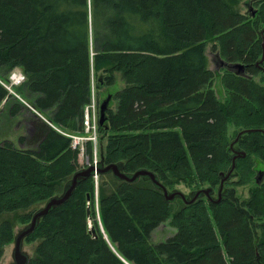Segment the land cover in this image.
Segmentation results:
<instances>
[{
  "label": "trees",
  "instance_id": "16d2710c",
  "mask_svg": "<svg viewBox=\"0 0 264 264\" xmlns=\"http://www.w3.org/2000/svg\"><path fill=\"white\" fill-rule=\"evenodd\" d=\"M243 1L0 0V78L9 83L21 69L27 81L13 91L44 117L0 81V115L7 125L23 119L24 130L17 143L1 137L0 215L43 204L82 169L79 149L48 121L83 133L92 89L100 104V89L116 86V74L126 87L107 96L112 101L99 127L105 165L151 170L171 191L218 189L220 174L232 166L230 126L236 138L242 130L264 129V72L257 67L264 0L255 1V17L240 12ZM211 43L225 62L245 65L240 75L221 70L223 99L210 68ZM235 146L247 156L237 160L231 185L255 183L250 198L240 200L253 221L230 199L178 200L174 211L178 202L169 203L150 181L129 184L113 175L112 190L103 180L109 175L100 176L97 216L89 177L26 239L38 243L29 264H264V179L256 182L264 133ZM86 148L92 157V144ZM32 215L17 222L28 224ZM163 224L176 233L153 244ZM14 228L11 220L0 225V262Z\"/></svg>",
  "mask_w": 264,
  "mask_h": 264
},
{
  "label": "water",
  "instance_id": "95a60500",
  "mask_svg": "<svg viewBox=\"0 0 264 264\" xmlns=\"http://www.w3.org/2000/svg\"><path fill=\"white\" fill-rule=\"evenodd\" d=\"M256 11L253 12L252 16H256ZM262 34H264V29L262 30ZM264 63V44H263V56L261 60L257 63V67H259L263 72L264 68L260 65ZM222 65L224 68L228 70H234L237 74H243L245 70L244 64H229L222 60ZM112 101V96H109L107 99H105L101 105H100V120L99 124L101 127L105 125L106 122V112L110 107V103ZM264 133V129H246L242 130L237 138L231 143V149L233 151V157H232V166L228 170V172H223L220 174L221 182L218 190H216L213 187L208 188H202L195 192H192L190 195L185 194L181 190H169L160 180L159 176L154 173L151 170L148 169H140L137 170L134 173H126L124 172V163H116V164H110L105 165L104 163V148L102 147V155H101V162L95 166L92 165L88 168L81 169L77 171L75 174L72 175V177L65 183L63 192L61 194L55 195L48 199L44 206L38 209L31 217V221L25 225L24 228H22L19 233L15 236L13 244L14 249L12 252V258L13 262L11 264H29L31 260V256L28 252L24 250V246L26 243V239L32 235L35 230L40 225L42 219H44L48 214H50L53 210L56 208L66 204L72 195L74 194L75 190L79 187L81 182L88 179L89 177H99V176H106V175H113L118 181L126 182L129 184H136L140 180H146L150 181L153 186L162 191L165 199L169 203H177L178 200H182L186 205H192L199 199H208L211 202L219 203L220 199L222 198L224 194L225 184L228 181H232L234 177V172L237 167V160L240 158H246L247 153L244 150H237L235 149V145L238 144L241 140L246 139V136L251 133ZM264 179V171H258L256 176V182L259 184L260 181ZM231 191H228L226 197L224 199H230L232 200L238 208H240L242 211L244 209L241 208V201L236 196V188L231 189ZM215 193H217L218 199L212 200L214 198ZM223 199V200H224ZM88 200H90V197H88ZM250 218L251 221H253V217H251L246 210L244 211ZM88 215H91V210L88 209ZM94 233V232H93ZM95 234V233H94Z\"/></svg>",
  "mask_w": 264,
  "mask_h": 264
},
{
  "label": "rangeland",
  "instance_id": "374dc122",
  "mask_svg": "<svg viewBox=\"0 0 264 264\" xmlns=\"http://www.w3.org/2000/svg\"><path fill=\"white\" fill-rule=\"evenodd\" d=\"M255 1L256 0L243 1L237 7H238V9L240 10V12L242 14H245V15H248L250 17H253L252 16L253 12H255V11L257 12L258 11V6L255 4L256 3ZM213 47H214V43L209 44L208 45V49H207V53H208V56H209V59H210V68L214 72H216V74H218L217 77H216V81H215L216 92H217L218 96L223 99L224 98V92H223L224 89L222 87V84L220 83V76H221V73H222L221 70H223L224 67H222V59H221V57L219 55V52L214 50ZM17 70L18 69L14 70L10 74V77H9L10 82L9 83H6V82L3 83L4 81L0 78V81L2 82V84L3 85L4 84L7 85L9 88L12 87L11 88L12 90H14V87H20L22 85H25V83L27 81V79H26V81L24 80L20 85L19 84H17V85L16 84L15 85L12 84L11 78L15 74L14 72H16ZM116 79H117L116 86H114L112 88H102V89H100L99 94H100L101 103L107 98L108 95L115 94L119 90H121L124 87H126V84L123 82L122 77H121L120 74H116ZM259 80H260V78H257V81H259ZM12 85H14V86H12ZM94 91L96 92L95 88L92 89V93H94ZM9 92L12 93L15 96L18 95V93H16L17 94L16 95V94H14L15 92L13 93L10 90H9ZM18 99L23 104H24V101L25 102L27 101L24 96L22 97L20 95H18ZM112 107L116 108V103L115 102H114ZM22 120L23 119H15L14 121H11V123L9 125H7L6 124V123H8L7 119L4 118L2 115H0V141H1V137L8 136L9 139H12V140H14L17 143V139H18L17 137L24 133V130L22 129V126H21L22 125L21 124ZM48 123L50 125H52L61 134H63L64 136L70 138L65 133L72 134V132L65 131L63 129L57 128L50 121H48ZM230 128H231V130H230L231 142H233L235 140V138H236L235 137L236 135H234L235 131L233 129V126H230ZM100 137H101V134H100ZM235 148L238 149V146H235ZM87 157H88L87 155L85 156V158L80 156V160H81L80 162H81V166L82 167L85 166ZM259 171H264V163L263 162L260 164ZM103 178H104L103 179L104 181L108 182V184H109L108 188L110 189L113 177L111 175H109V176L103 177ZM100 180H101L100 178L98 179V181L95 180L96 200H97V202L95 203V208H96L97 216H98V213H99V205H100V203L98 201V188H99V185H100ZM236 180L237 179L234 178L233 181H231L229 183L226 182V183L231 188H233V187L236 188V190H237L236 191V196L241 201L248 200L250 198L251 189H253L255 187V183H253L251 185H248V186H245V187L232 186L231 185L232 182H234ZM97 183H98V185H97ZM205 187H207V186H205ZM201 188H203V187H201ZM62 189H64V185H63ZM175 189L181 190L185 194L190 195L192 192H195V190H197L199 188L192 189V188L186 187L185 185H178ZM110 190H112V189H110ZM61 191L63 192V190H61ZM62 192H60L59 194H61ZM205 200L207 201V199H205ZM181 203L182 202L179 201L176 204V206H174V211H176L181 206ZM44 204H45V202L43 204L36 205V206L30 208V210H27V211H19V212H15V213L2 214V215H0V225L2 224L3 221H6V220L14 221L15 222L14 234H18L19 231L22 228H24L25 225H27V224L24 225V224L18 223L17 222L18 219L21 216L26 215V214H31V213L34 214L38 209L43 207ZM98 221H100V218H98ZM90 223H92V220H90ZM90 226H92V225H90ZM100 226H101V223H100ZM175 233H176V230L174 228H172L169 224H163L158 229H156L154 231V233L151 236V241H152L153 244H158L160 242H164V241L168 240L169 238L174 236ZM37 245H38V243H34V244L25 243L24 250L26 252H28L30 254V256L32 257L34 255V253H35V248H36ZM13 249H14V244L13 243L5 248L4 256H3L0 264H11L13 262V258H12Z\"/></svg>",
  "mask_w": 264,
  "mask_h": 264
},
{
  "label": "built area",
  "instance_id": "2783aa9c",
  "mask_svg": "<svg viewBox=\"0 0 264 264\" xmlns=\"http://www.w3.org/2000/svg\"><path fill=\"white\" fill-rule=\"evenodd\" d=\"M23 79L20 81H24V76L22 75ZM99 104L97 102L96 96L93 93V97L91 103L88 104L84 110V133H77V134H68L65 133L67 136L70 137L73 143V147L75 149H79L80 156H86L87 148L86 144L91 142L93 144V157H87L85 166L95 165L97 166L100 162L99 156ZM98 181V177L95 179Z\"/></svg>",
  "mask_w": 264,
  "mask_h": 264
},
{
  "label": "flooded vegetation",
  "instance_id": "af4514ba",
  "mask_svg": "<svg viewBox=\"0 0 264 264\" xmlns=\"http://www.w3.org/2000/svg\"><path fill=\"white\" fill-rule=\"evenodd\" d=\"M222 67H224L223 65H222ZM229 182H231V181H228L227 183H229ZM227 183H226V185H225V189H224V194H223V196H222V198L220 199V202L224 199V197H226V196H224V195H226L227 193H229L228 191H231V193H233V191L231 190V189H233V188H231L230 186H228L227 185ZM216 190H218L217 188H216ZM206 199V198H205ZM218 199V196H217V193H215V195H214V198H212V200H217ZM207 202L208 203H215V202H211V200L209 201L208 199H207ZM219 202V203H220Z\"/></svg>",
  "mask_w": 264,
  "mask_h": 264
},
{
  "label": "bare ground",
  "instance_id": "6f19581e",
  "mask_svg": "<svg viewBox=\"0 0 264 264\" xmlns=\"http://www.w3.org/2000/svg\"><path fill=\"white\" fill-rule=\"evenodd\" d=\"M23 79V77H22V75H20L19 73H15L13 76H12V78H11V80H12V84H19L20 83V81ZM26 81V80H25ZM5 85V84H4ZM6 86V85H5ZM12 88V87H11ZM13 93H14V91H13ZM105 127V126H104ZM17 235V234H16ZM15 235V236H16Z\"/></svg>",
  "mask_w": 264,
  "mask_h": 264
}]
</instances>
